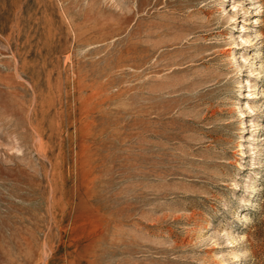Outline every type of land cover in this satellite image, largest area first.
Here are the masks:
<instances>
[{
  "label": "rangeland",
  "instance_id": "374dc122",
  "mask_svg": "<svg viewBox=\"0 0 264 264\" xmlns=\"http://www.w3.org/2000/svg\"><path fill=\"white\" fill-rule=\"evenodd\" d=\"M0 264H264V0H0Z\"/></svg>",
  "mask_w": 264,
  "mask_h": 264
}]
</instances>
